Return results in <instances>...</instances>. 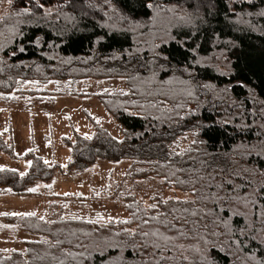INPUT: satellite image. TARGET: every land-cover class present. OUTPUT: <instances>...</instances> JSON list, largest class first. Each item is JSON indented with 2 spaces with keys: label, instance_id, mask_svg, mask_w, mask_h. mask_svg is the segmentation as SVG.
<instances>
[{
  "label": "trees",
  "instance_id": "1",
  "mask_svg": "<svg viewBox=\"0 0 264 264\" xmlns=\"http://www.w3.org/2000/svg\"><path fill=\"white\" fill-rule=\"evenodd\" d=\"M173 7L187 11L190 22L160 18L154 29L156 14ZM49 8L57 9L49 14ZM131 25L141 27L139 35ZM217 55L222 64L213 63ZM0 60L28 68L25 77L42 83L124 78L126 89L97 94L122 139L102 129L77 137L68 143L66 170L79 174L97 161L132 160L137 178L162 176L192 194L189 201H159L151 211L131 201L140 232L99 231L98 247L105 251L89 261L74 257L76 264H234L235 242L264 259V247L255 242L264 240V154L258 152L264 145V0H17L0 29ZM0 74L7 85L4 78L11 76ZM188 133L195 140L178 150ZM0 152L16 157L1 134ZM26 159L31 164L23 175L0 169V193L31 195L54 178L42 157L29 153ZM4 220L39 238L27 242L30 260L56 264L59 252L75 248L67 227L55 226L62 219L53 212L49 219L9 214ZM193 239L206 253L176 256L174 243Z\"/></svg>",
  "mask_w": 264,
  "mask_h": 264
},
{
  "label": "rangeland",
  "instance_id": "2",
  "mask_svg": "<svg viewBox=\"0 0 264 264\" xmlns=\"http://www.w3.org/2000/svg\"><path fill=\"white\" fill-rule=\"evenodd\" d=\"M16 1L0 0V22H2L0 29L3 23L11 21L13 5ZM243 1L254 0H231L232 3ZM55 9L57 8H49L46 12L53 14ZM170 9L168 12L156 14L154 29L159 25L160 18L167 19L166 22L171 20L181 23L190 22L184 20L189 15L184 9L176 7ZM238 20L244 26L249 24L243 19ZM130 29L140 34L138 33L140 26L131 25ZM214 58L213 63L222 64L220 59L223 57L217 55ZM5 68L6 70H3ZM0 72L9 73L8 76H11V79L4 78L7 85L0 82V134L7 145L13 146L16 156L11 157L0 152V169L26 173L31 164V161L26 159L29 153L42 157L48 166L55 169L54 178L39 183L34 191H31V195L18 197L7 192L0 193V198L3 199L0 200V215L4 214L0 223V252L4 259L0 257V264L4 261L8 264L13 261H18L19 264L53 263L27 258V242L37 241L39 238L20 231L19 227L12 223H4L6 211L19 215L35 213L45 219H49L53 212L55 218H61V223L55 226L67 227L66 239L69 245L75 248L67 250L71 253L67 257L65 255L68 252L65 254L58 250L59 255L52 261L56 264L61 262L74 264V257L89 261L94 253L105 251L106 248L98 247L102 236L99 231L115 227L118 234L140 232L132 218L131 210L134 209L130 206L131 201L140 203L145 210L151 211L155 210L159 201L165 203L192 199L191 193L167 184L165 177L137 178L131 173L132 167L136 165L132 160L97 161L79 174H72L66 170L71 160L68 143L74 142L77 137L92 138L99 129H102L115 138L122 139V128L115 117L102 106L97 94L126 89L124 78H87L75 82L69 79H53L42 83L31 76L25 77L24 74L29 73L28 68L12 66L3 60H0ZM26 78L31 80H25ZM194 140V135L188 133L178 141L176 148L184 151ZM258 152L264 154V145ZM51 201L56 204L52 206L53 209L49 207ZM260 224L261 222L256 230L260 229ZM255 242L264 247V240L261 242L258 236ZM174 244L178 251L176 256L180 254L182 258L186 256L190 258L194 255L199 257L202 253H206L205 247L197 239L189 243ZM233 244H235L234 251L236 250L233 251L234 264H264V259L258 258L255 253L246 254L247 246L241 247L238 242ZM126 249V246L121 247L119 261L124 260ZM74 252H77L76 255H73ZM65 257L67 260H64Z\"/></svg>",
  "mask_w": 264,
  "mask_h": 264
},
{
  "label": "snow or ice",
  "instance_id": "3",
  "mask_svg": "<svg viewBox=\"0 0 264 264\" xmlns=\"http://www.w3.org/2000/svg\"><path fill=\"white\" fill-rule=\"evenodd\" d=\"M40 7H43V5H39ZM147 7H149V8H151V7H153V5L152 4H147L146 5ZM171 9H169V11H170ZM122 19H123V17H121ZM21 175H23V174H21ZM30 191H34V189H30ZM27 215H35V213H28ZM68 255H71V253H68ZM185 259H187V258H185ZM61 264H63V262H61Z\"/></svg>",
  "mask_w": 264,
  "mask_h": 264
},
{
  "label": "crops",
  "instance_id": "4",
  "mask_svg": "<svg viewBox=\"0 0 264 264\" xmlns=\"http://www.w3.org/2000/svg\"><path fill=\"white\" fill-rule=\"evenodd\" d=\"M13 198V197H12ZM0 200H3L2 198H0ZM6 215H9V214H11V215H19V214H14L12 211H6ZM4 215V214H3ZM3 215L1 214L0 215V223H2V220H3ZM2 225V224H1ZM1 228V227H0Z\"/></svg>",
  "mask_w": 264,
  "mask_h": 264
}]
</instances>
